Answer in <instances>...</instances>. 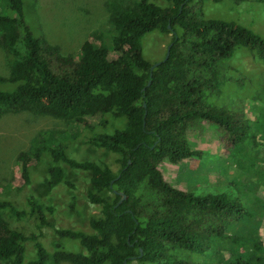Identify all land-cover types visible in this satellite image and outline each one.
Returning a JSON list of instances; mask_svg holds the SVG:
<instances>
[{"label": "trees", "instance_id": "1", "mask_svg": "<svg viewBox=\"0 0 264 264\" xmlns=\"http://www.w3.org/2000/svg\"><path fill=\"white\" fill-rule=\"evenodd\" d=\"M164 1L106 0L105 28L92 30L76 54H61L33 34L23 0H0V47L8 67L0 76V117L27 104L32 114L62 119L71 139L83 136L88 145L112 153L116 164L113 170L106 162L73 158L54 130L33 136L30 145L46 164L45 188L67 183L62 163L88 171L85 196L98 214L89 216L88 231L54 228L57 239L49 252L38 235L48 225L45 211L51 206L26 199L27 211L37 215V233L25 234L9 220H20L26 210L0 199V264H186L175 254L202 252L207 239L227 231L235 212H244L223 195L172 186L158 164L197 156L187 136L204 120L225 138L227 155H238L239 164L264 159V104L255 102L243 115L223 103L234 86H243L236 73L228 74L237 70L236 51L259 60L263 78L264 37L233 22L200 17L194 11L198 2ZM153 32L169 34L155 65L141 52L142 37ZM259 85L254 96L264 98V79ZM19 173L20 184H27V167ZM144 183L154 188L156 201L145 196ZM257 239L243 243L244 258L230 264L263 261L264 232ZM63 240L76 249H67ZM28 241L33 252L25 260Z\"/></svg>", "mask_w": 264, "mask_h": 264}, {"label": "rangeland", "instance_id": "2", "mask_svg": "<svg viewBox=\"0 0 264 264\" xmlns=\"http://www.w3.org/2000/svg\"><path fill=\"white\" fill-rule=\"evenodd\" d=\"M106 0H23V16L35 36L44 37L56 45L61 54H76L81 43L95 29H104L108 17ZM166 5L164 0H152ZM198 2L194 11L202 18L219 19L241 25L251 32L264 37V0H192ZM169 34L153 32L141 39V52L145 59L158 62L163 56ZM232 69L228 73L240 79L241 88L234 86L224 104L250 113L255 102L264 104V98H255L259 89L263 65L246 50L234 53ZM8 67L0 47V76L7 74ZM262 73V72H261ZM259 75V76H258ZM233 76V75H232ZM95 120L93 121V123ZM92 123V122H91ZM54 130L66 142V151L77 160L106 162L115 170L113 154L101 148L88 145L84 137L71 139V128L62 119L49 115H35L25 104L18 112L0 117V199L10 201L18 209L26 210L20 220H9L12 227L25 234L37 233V215L30 213L26 199L48 204L52 210L45 211L48 225L39 230L38 240L47 251H52V242L57 239L54 228H70L88 231L90 215L98 214V207L86 196L89 186L88 171L72 169L61 164L65 182L47 190L44 185L46 164L38 160L35 147L30 139L38 132ZM191 149L197 156L184 158L172 164L166 160L158 164L163 178L172 186L193 194H220L243 208L235 212L227 223V231L212 241L206 240L202 252H180L186 264H230L241 260L243 243H258L264 232V159L256 157L251 162L241 161L238 155H227L229 145L225 138L208 121H201L195 131L187 136ZM264 147V146H263ZM262 154L264 148L260 149ZM20 166L27 167L28 183L20 184ZM31 168V169H30ZM145 196L156 201L154 188L144 183ZM263 230V231H262ZM262 231V232H261ZM243 239L240 242L239 236ZM259 235V236H258ZM230 238H227V237ZM67 249L76 247L63 240ZM25 260L32 254L30 241L25 243ZM260 254V253H259ZM264 255V253H263ZM57 264H71L60 261ZM237 264H241L240 261ZM259 264H264V260Z\"/></svg>", "mask_w": 264, "mask_h": 264}, {"label": "water", "instance_id": "3", "mask_svg": "<svg viewBox=\"0 0 264 264\" xmlns=\"http://www.w3.org/2000/svg\"><path fill=\"white\" fill-rule=\"evenodd\" d=\"M167 48H168V47H167ZM165 55H167V51H166V54H165ZM155 64H157V62H155L154 65H155ZM122 197H123V196H122Z\"/></svg>", "mask_w": 264, "mask_h": 264}]
</instances>
